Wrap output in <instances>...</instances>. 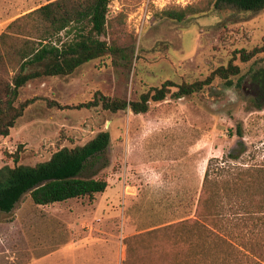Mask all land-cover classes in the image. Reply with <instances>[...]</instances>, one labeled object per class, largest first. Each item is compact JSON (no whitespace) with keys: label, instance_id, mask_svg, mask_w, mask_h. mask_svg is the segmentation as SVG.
Masks as SVG:
<instances>
[{"label":"rangeland","instance_id":"374dc122","mask_svg":"<svg viewBox=\"0 0 264 264\" xmlns=\"http://www.w3.org/2000/svg\"><path fill=\"white\" fill-rule=\"evenodd\" d=\"M209 1L111 0L103 39L127 49L130 61L118 66L109 60L91 62L70 77L37 78L20 90L19 102L35 101L9 135L0 138V171L5 166H34L61 148L81 146L98 132L108 131L109 147L96 166V178L105 179L108 186L91 200L47 206H35L25 195L12 212L0 214V264H14L36 239L59 241L74 234L105 237L108 250L115 248L122 264L128 248L137 256L155 249L144 239L128 246L126 239L193 218L210 160L264 168V106L258 108L260 93L245 76L253 61L234 62L241 68V83L238 78L230 85L216 79L203 92L150 103L144 114L47 105L48 101L61 106L85 103L96 91L135 100L165 81L203 80L225 66L234 50L261 45L264 12L246 15L230 8L211 9L182 23L161 16L168 9L200 2L204 7ZM44 4L45 0H0V34L9 23ZM30 20L28 32L34 35ZM35 70L34 66L27 72ZM259 101L263 103L264 96ZM237 153L239 159L230 160L228 155ZM202 245L205 252L199 258L188 257L182 264H220L219 256L210 252L214 244ZM220 250L224 252L221 246ZM222 255L226 253L219 259ZM118 258L109 261L117 264ZM19 261L27 262V257ZM242 261L264 264L254 257Z\"/></svg>","mask_w":264,"mask_h":264},{"label":"trees","instance_id":"16d2710c","mask_svg":"<svg viewBox=\"0 0 264 264\" xmlns=\"http://www.w3.org/2000/svg\"><path fill=\"white\" fill-rule=\"evenodd\" d=\"M45 1L43 6L9 23L0 34V138L9 135L24 110L35 101L19 102L20 90L29 81L67 78L95 61L109 60L115 66L121 61H130L127 49L103 39L109 27L111 0ZM202 3L184 9H168L161 16L182 23L211 9L230 8L246 15L264 12V0H210L204 7ZM29 19L35 29L34 35L28 32ZM231 55L225 66L215 68L203 80L179 84L165 81L135 100L109 97L96 91L85 103L61 106L48 101L47 105L58 109L90 110L100 107L112 114L126 110L136 115L144 114L150 103L162 102L168 97L181 99L192 96L203 92L216 79L230 85L233 78H238L241 83V68L234 62L246 64L253 61L245 76L260 93V98L256 99L258 108L263 107L264 102L259 100L264 96V38L260 46L251 50H234ZM34 66L37 70L27 72ZM109 144L108 131H100L85 144L61 148L48 160L34 166L3 167L0 171V214L12 212L27 194L35 206H47L71 199L91 200L96 194L103 193L108 184L105 179L96 178V166ZM228 157L236 161L239 153ZM87 171L89 176H84ZM138 239L146 240L155 247L154 251L137 256L128 248L122 264H182L188 257L199 258L205 252L202 244L206 242L214 244L210 252L219 256L220 264H243L242 259L250 257L263 261L264 168L210 160L193 218L126 239L125 244L129 246L130 242ZM192 240L195 242L193 247ZM220 246L226 253L221 259ZM251 264L261 263L252 261Z\"/></svg>","mask_w":264,"mask_h":264},{"label":"crops","instance_id":"0c3cea01","mask_svg":"<svg viewBox=\"0 0 264 264\" xmlns=\"http://www.w3.org/2000/svg\"><path fill=\"white\" fill-rule=\"evenodd\" d=\"M33 243L27 254H19V260L27 257V262L16 260L14 264H111L109 260L113 261L119 255L115 248L108 250L102 236L74 234L59 241L45 237ZM117 264H121L120 259Z\"/></svg>","mask_w":264,"mask_h":264}]
</instances>
